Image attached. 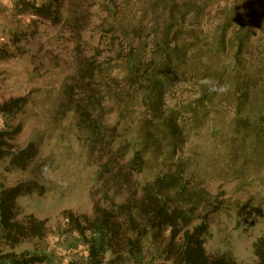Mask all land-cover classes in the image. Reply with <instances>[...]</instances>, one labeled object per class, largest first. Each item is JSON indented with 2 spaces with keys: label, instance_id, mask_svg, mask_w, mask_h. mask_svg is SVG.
I'll list each match as a JSON object with an SVG mask.
<instances>
[{
  "label": "rangeland",
  "instance_id": "374dc122",
  "mask_svg": "<svg viewBox=\"0 0 264 264\" xmlns=\"http://www.w3.org/2000/svg\"><path fill=\"white\" fill-rule=\"evenodd\" d=\"M34 1L0 0V104L27 100L24 114L14 120L22 125L15 145L38 146L25 172L1 162L0 182L35 181L43 187L42 196L17 201L21 218L45 221L50 238L42 245L64 255V214L92 216L94 204L101 203L97 166L89 161L85 134L77 127V111L86 109V118L108 134L116 128L119 140L133 143L130 156L141 150L146 137L154 142L144 150L143 171L134 177L138 190L173 170L171 165H184L185 187L206 192L219 207L210 215L208 255L226 256L230 264H254L252 247L264 234V140L254 145L255 140L236 137L235 122L264 116V0H200L203 10L183 9L176 15V31L204 33L218 55L204 59L196 73L166 84L154 112L143 94L129 90L115 60L140 49L142 59L150 61L167 17L161 7L148 0H60L54 23L25 7ZM175 1L182 5L188 0ZM133 23L141 36L131 40L126 36ZM235 61L233 73L240 81L262 80L239 112L231 71L221 78V70ZM208 64L216 73L206 72ZM204 75L224 83L201 107L196 100ZM166 120L174 130L160 125ZM120 196L117 201L125 197Z\"/></svg>",
  "mask_w": 264,
  "mask_h": 264
},
{
  "label": "trees",
  "instance_id": "16d2710c",
  "mask_svg": "<svg viewBox=\"0 0 264 264\" xmlns=\"http://www.w3.org/2000/svg\"><path fill=\"white\" fill-rule=\"evenodd\" d=\"M148 1L167 13L162 25L163 36L154 44L152 58L144 61L139 49L116 58L115 63L122 65L123 80L129 90L143 94L154 112L156 99L166 84L171 85L178 75L196 73L204 59L211 61L217 57L218 48L209 43L202 32L176 31V15L183 9L192 13L203 10L200 0H188L182 5L175 0ZM25 7L35 16L54 23L59 18L60 0H35L26 2ZM129 27L126 37L132 40L141 36L139 25L133 23ZM234 64L221 70V78L231 71L239 95V112L248 103L250 91L262 80L255 76L240 81L233 73L236 61ZM205 68L207 73H216L213 64ZM212 76L203 77L197 106L211 102L217 92L215 87L223 82ZM26 106L25 98L0 104V163L8 161L12 170L21 172H25L38 155L36 144L30 143L23 149L15 145L22 125H15L14 120L24 114ZM191 107L193 109V105ZM77 114V127L85 134L83 143L89 161L97 166L95 182L102 187V204H94L92 216L64 214L66 225L61 236L68 245L61 255L52 246L42 245L50 238L45 221L33 215L20 217L18 199L32 194L42 196L43 187L35 181L13 186L0 182V264H230L226 256L212 257L205 249L210 236V215L218 213L219 207L206 192L185 187L184 165H171L173 170L138 190L134 177L143 171L144 150L154 142L146 137L141 150L130 156L133 143L119 140L116 128L108 134L101 125L86 118V109H78ZM235 124L236 137L241 135L242 140H255L254 145L256 140H264V116L253 122L238 119ZM160 125L170 131L175 129L167 120ZM120 195L125 197L117 201ZM200 210L209 215H201ZM252 249L254 264H264V234L254 242Z\"/></svg>",
  "mask_w": 264,
  "mask_h": 264
}]
</instances>
